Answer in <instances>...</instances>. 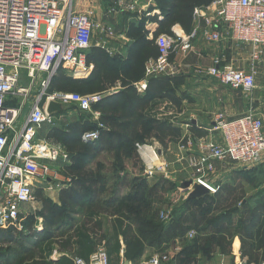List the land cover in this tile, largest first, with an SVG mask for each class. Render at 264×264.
Listing matches in <instances>:
<instances>
[{"label":"built area","instance_id":"obj_1","mask_svg":"<svg viewBox=\"0 0 264 264\" xmlns=\"http://www.w3.org/2000/svg\"><path fill=\"white\" fill-rule=\"evenodd\" d=\"M111 10L134 13L138 11V4L117 0ZM143 11L147 17L155 13ZM158 15L161 19L160 12ZM147 24L149 35L154 38L157 24L150 21ZM172 31L155 37L159 55L146 61L145 78L135 83L139 92L147 90L151 77L179 75L181 65L174 56L194 51L195 41L201 34L210 42H221L229 37L234 42L250 45L253 68L247 71L215 57L211 65L197 68L198 73L246 93L256 88L254 68L264 46V0H215L194 9L190 32L175 27ZM98 32L104 39L116 37L114 26L94 20L90 13L77 9L75 0H0V228L15 225L24 230L22 219L26 204L36 199L38 188L55 187L60 177V167L56 165L69 161V155L61 146L39 136L45 123L56 122V113L48 111L49 104L54 101L63 108L76 104L83 111L95 113L99 119L94 106L109 91L86 94L50 91L51 79L59 69L75 79L89 74L93 66L87 61L86 51L94 45ZM105 42L97 46L109 52ZM24 78L29 84H22ZM38 81L41 91L34 97L31 90ZM14 99L19 103L10 105ZM97 125V129L82 134L84 142L99 139V128L104 124L97 122ZM185 129L181 138L186 149L183 158L195 178L199 175L198 181L210 191L219 188L212 180L216 161L233 163L235 167H251L264 161V121L252 106L234 119H227L224 112L216 113L204 135L192 134L190 124H186ZM150 149L149 142L136 143L148 177L165 170L155 165L158 157L154 159ZM204 175L211 179L205 181ZM168 260V253H158L151 256L147 264H162ZM72 261L73 264H110L104 247L93 251L88 259L75 254Z\"/></svg>","mask_w":264,"mask_h":264},{"label":"rangeland","instance_id":"obj_2","mask_svg":"<svg viewBox=\"0 0 264 264\" xmlns=\"http://www.w3.org/2000/svg\"><path fill=\"white\" fill-rule=\"evenodd\" d=\"M79 4V9L90 13L92 17L95 16V19H97L99 14H102V10L106 11L108 7L115 6V0H79ZM128 16V13L121 12L117 19L121 21L123 19H127ZM226 40L232 41L229 37H226ZM236 44L242 45V43ZM227 59L230 60L229 57ZM251 64L252 63H250V65ZM185 69H188L187 71L189 73H193V71H189L188 67L182 68V70ZM63 72L65 75L69 76V72L64 70ZM22 84H29V80L24 78ZM100 87L101 85L96 83L86 86V90L82 91L79 89L80 86H72L71 88H74L72 90L86 94L104 92L99 91ZM40 91L41 86L38 81V83L33 86L31 95L35 97L40 93ZM256 93L262 101L260 112L264 118V67L260 69L258 74ZM9 104H14V102L11 101ZM71 107L70 109H72ZM161 107L154 106L152 108L147 105L145 109H142V112L150 117H160L161 115L162 118L169 117L168 115L177 117H181L182 115H180V112L178 113L176 109L175 111H168V107L170 106H163L164 108ZM95 108L97 109V105L96 107L94 106V110ZM100 110L104 112L106 111L107 116L105 117L111 121L110 124L105 122V128H116L118 131H126L128 134H132L130 129H125L124 127L118 125V121L120 120L125 122L132 119V117L127 116L126 109L107 108L106 110H103L101 108ZM100 110L99 108L97 109V111ZM168 112H173V114ZM101 113L99 117H102ZM112 117L117 119L116 123H114ZM45 125L49 126L48 123H45L43 128ZM185 130L186 129H183V131H181L182 136ZM192 134L195 133L192 132ZM141 135L144 137L148 136L146 133ZM56 139H58V144L61 146L62 150H64L70 158L72 157L71 155H77V152H80V149L88 147L87 144H84L81 141L67 143L64 135L58 136ZM144 139L145 141L143 142L150 143V150L154 159L155 156L158 157V160L154 162L155 165L157 164L158 167L161 166L165 169L159 170V175L148 177L145 174L143 160L137 156V151H135L136 142L124 145V141L117 142V139L114 141L110 140L108 142V146L103 151L95 153V155L88 160V163H80V165L74 170L64 169L63 164L67 163V161L56 165L60 167L59 173L60 175H63L64 178L66 177L65 179H67V177H71V179L74 182H78L81 187H83V184L81 183H84L86 189L84 187L80 188L78 184L76 186L74 182L73 185L77 189L80 188V192L86 191V193L91 194L92 197H97L99 199L98 203L86 206L87 203L84 204L82 202L84 195L82 196V199H80L77 191L70 193L71 195L69 196V199L71 201H67V195L62 191L60 195L62 201L58 202V204H53V201H51L50 198L51 195L49 194L51 192L44 194L43 192H40L41 188H38L35 192V198L37 199L26 204V214L22 219L24 230L29 232L25 235L22 230H19V235H12V237H10L6 242L0 243V264H73L72 256L75 254L81 255L78 251L76 252L77 245L87 248L93 247L94 251L99 247H104L108 252L111 264H122L125 254L123 252L122 255V249L125 250V248H128V255L135 256L137 245L133 246L132 244L134 242H142L143 239L139 233L141 230H147V228L139 225L138 223V219L141 215L146 217L151 216L153 222H162L168 225L171 222V212H173V210L178 207L182 201L188 198L189 193L194 188V183H200L197 178L199 175L195 178L193 170L186 159L183 158L186 149L183 147V142H181L182 139H180V141L173 142L169 149L164 148V146L156 138ZM111 142H113V144H121L110 147L112 144ZM72 162H74V160H72ZM161 167L159 169H162ZM235 168H229L228 166L226 168H222V163L219 165V169L218 167L216 168V173L213 178L222 177L220 182L224 181L221 183V187L219 186L218 189L210 191V195H215L219 190H221L220 188H222L223 185L230 184L235 188V190L231 193L229 198L235 200L236 197L237 201L234 205L239 208V214L241 212H249L250 215H256V213L264 210V203L261 200V193H264V165L255 168L252 166L241 167L238 165ZM225 173H227L228 176ZM161 174H164L165 176H161ZM126 178L128 185H121L122 181ZM161 179H164L170 184L165 182L162 184L160 183L158 187H155V183L158 181L161 182ZM203 179L206 181L211 179V177H206V175H204ZM187 180H192L193 183L188 189H184L182 184ZM143 181H145V184L139 186L141 182L143 183ZM223 194L225 197L227 196V192H224ZM112 199L114 200L111 201ZM217 199L218 201H221V206L214 209L211 213H208L210 217L211 215H217L224 208H226L225 206H227V204L225 205L222 203L224 199L221 200L219 197ZM209 201L210 200L207 202ZM124 203L127 204L126 207H124ZM128 205H132V211L128 209ZM214 206L215 204L212 205V207ZM68 209L75 212L74 219L64 217V214L66 215V213H68ZM122 209L126 210L128 216H131V220H127L123 216H120V214H122L120 212ZM85 210L87 214L102 211L108 215L104 214L106 219L103 221H95L94 218L89 220L88 217H84ZM78 212L80 213L77 216L76 214ZM109 215H117L118 218L115 221H111ZM125 217L127 218V216ZM260 218L261 221L259 225L255 227V230H250L251 227L247 225V229L251 231L249 233L253 236L243 238L244 245L243 243H240V248L243 250L244 256L248 261L244 264H261L264 260V216H261ZM78 221V228L74 232L68 234L69 226L73 222L77 223ZM110 222L113 223L112 226L108 225ZM187 225H189L188 221L185 223L184 227ZM102 226L106 227L103 229ZM128 229H130V231H128ZM234 229L235 228H233V230ZM101 231L105 232L102 233ZM86 233H89V235L94 237H87L86 241L83 242L81 240V243L78 235ZM235 233L236 232H234V234ZM155 236L156 234L151 237L155 238ZM181 241L183 240L181 239ZM173 242L174 238L170 236L167 242H159L152 246L146 245L142 253H148L146 254L147 257L145 256L146 260L158 253L161 254L166 252L170 254L172 250H170L168 246ZM251 243L254 247L251 252H249L248 248ZM230 247V245L226 246V248H229L226 251L228 254L226 257H228L229 260L232 258L230 255L232 247ZM113 252H115V255H113ZM246 252H248V254H245ZM196 254L198 253L196 252ZM140 255L137 257H140ZM52 256L53 258L61 257L62 261H60V263H53L50 261V257ZM222 260V255H220V253H216L209 259L202 256V258L193 261V263L223 264Z\"/></svg>","mask_w":264,"mask_h":264},{"label":"crops","instance_id":"obj_3","mask_svg":"<svg viewBox=\"0 0 264 264\" xmlns=\"http://www.w3.org/2000/svg\"><path fill=\"white\" fill-rule=\"evenodd\" d=\"M116 1L117 0H115V2ZM131 1L137 2L138 4L137 12L133 13L131 11H117V10L113 11L111 10V8L113 7H108L106 11L102 10L101 12L102 14L101 15L99 14V17H97V19H95V16H93L94 20L101 21V22H107L111 24L112 26H114L115 31H116V37L114 39H106V38L104 39L102 34L98 32L96 35V38L94 39V45L86 51L87 61L89 60V58L92 57V55H94V53L97 54V51H100L99 54H102L103 56H105L104 63L108 62V63L116 64L115 68H116V73L118 75V78L114 82H111L110 80L101 81V87L99 88V91H107V92L109 91L108 95H113L119 92L121 94L123 93L122 96L125 98L124 102L130 93H134L139 97H144L146 94V91L139 92L137 88L135 87L136 82L141 81L145 78V62L144 61H143L144 63H143L140 75L134 78H129L128 80L132 82V85L134 87L133 91H130L128 89L129 86L122 85L124 84L122 77L125 75L127 66L131 63L130 61L131 55L136 51L135 43H136L137 36L136 38L131 37L128 34V31L133 23H140L143 17V12H144L143 10L149 11V7L151 5L156 6V0H131ZM75 6L77 9H79V6H80L79 0H75ZM79 10L84 11L82 9H79ZM153 11H155L154 14H158V12H160V9L155 8ZM121 12L128 13L129 15L128 18L119 21L117 18L118 16H120ZM150 22L156 24L155 22H152V21ZM173 27H175L176 29H182L179 24H176ZM144 29L148 31L147 34L145 33L146 40H151L152 38L149 35L150 30H149L147 22H145ZM104 40L106 41L105 42L106 47L110 48L109 52L107 51L106 48L97 46V43L102 42ZM236 43L237 42L228 41L226 39L221 42H210L206 39V37L203 34H201L198 37V39H196L195 41L194 51L190 52L187 55L178 53L177 55L174 56L175 61L181 65V70L182 68L188 67L189 71H193V73H189L187 71L188 69L182 70L181 73L179 74L180 83L173 85V89H174L173 91L174 93L172 92L173 97L171 99L163 98V97H154V98L151 97L149 98L148 103L143 109H145L147 105L151 106L152 108L154 106L161 107L162 105L164 107L170 106L168 107V111H175L176 109L178 113L180 112L179 113L180 115L182 114L181 117H177L173 115L172 116L168 115L169 117H164V118H162L161 115L160 117L159 116H156V117L152 116V117L156 119H161V120H164V119L168 120L175 127L180 128L181 131H183V129L186 128V124H190L191 131L198 136L208 133V129L209 127H211L213 123L214 115L218 112H224L227 119H234L236 117L243 115L248 110V108L252 106L256 114H258L264 121L263 115L260 112V106L262 104V101L257 96L256 88L253 89L252 92L246 93L244 90L240 88L224 86L220 82H218L215 78L207 74H200L196 70L199 67L205 68L211 65L215 57H221L223 63H231L235 65L236 67L246 69L247 71L252 70L253 65L252 64L250 65V63L253 62L252 47L248 44L239 45ZM261 49H262L261 55L259 59L257 60L256 67L254 68L257 84H258L259 71L262 67H264V46H262ZM228 57L230 58V60L227 59ZM88 63L93 66L89 74L84 78H80L76 80L86 81V80L91 79L95 65L93 62L88 61ZM105 67L109 69L108 64H106V66H103V68ZM110 69H112V67H110ZM12 102H14V104H17L18 100L14 99L12 100ZM163 106L161 108H164ZM70 107L72 109H70ZM97 109L95 108L94 111L98 112L100 115L102 111L100 109L99 110L101 112L97 111ZM55 113L57 117L56 122L53 124H48L49 126L45 125L44 128L42 127V129L39 132V136L40 138L42 139L45 138L57 145H59L58 144L59 141L54 138V135L59 133L60 130H64L65 132L68 131L69 124L77 122V121L82 124L85 122L91 123L94 121L95 123H97L101 121V117L98 116L100 120L97 119V117H95V113L91 111H83L76 104L67 105L63 108L61 112H55ZM168 113L173 114V112H168ZM101 116H102V113H101ZM172 143L169 145V147L172 145ZM72 160H73V157L69 158V161L63 164L64 169L74 170L76 167L80 165L76 161L72 162ZM58 164H61V162H59ZM220 164H221L220 161H216V166L218 167V169H219ZM262 165H264V161L252 167L255 168L258 166H262ZM227 166L229 168H235L233 163H223L222 162V168L223 167L226 168ZM225 174L227 175V173ZM65 178L63 177V175H60L58 181H56L57 185H55V187L49 190L41 189L40 192H43L44 194H48L49 192H51L49 194L51 195L50 198H51V201H53L52 203L58 204V202L62 201V198L60 197V195L63 191L67 195V199H68L67 201H69L70 200L69 196L71 195L70 189H72V186H73L72 183L74 181L71 179V177L70 178L67 177V179ZM221 178L222 177L213 178L212 179L213 184L215 183L214 185L216 186L219 185L221 187V183H223L224 181L223 180L222 182H220ZM83 195L84 197H83L82 202L84 204L87 203L86 206L97 204L99 201L97 197H94L91 200H89L87 197L88 194L86 193V191H84V193H82L81 196ZM80 199H82V197ZM25 210H26V207H25ZM69 211L70 209H68V213H66V215L64 214V217H67V218L70 217L71 219H74L75 212L74 211L69 212ZM84 212H85L84 217H88L89 220H91L92 218H94L95 221H98V220L103 221L106 219L105 218L106 216H104L105 213H103L102 211H99L98 213H94V214H90V213L87 214L86 210ZM79 213L80 212H78L76 215L78 216ZM105 215H108V214H105ZM109 218H111V221L112 220L115 221L117 220L118 216L109 215ZM79 221L77 223L73 222L69 226L68 234L74 232L78 228ZM108 225L112 226L113 223L110 222V224L108 223ZM106 226L104 227L102 226L103 229ZM18 231L19 229L15 225H9L6 228H0V243H4L7 241L6 239L4 240V237H6V233L17 235ZM105 231H101V232L103 233ZM191 233L193 235H191ZM209 234L210 233H208V235ZM201 235L204 236L205 233L200 234V232L197 231L196 229H191L187 231L185 235L180 236V238L178 237L174 238V242L168 246L169 249L172 250V252L168 254L169 260L164 261L162 264H169V263L171 264H196V262L193 263V261L202 258V256L206 259H209L213 257L216 253H220V255H222L223 264H244L248 262L247 258H245L244 256L243 250L240 248V243H243V242L241 240L240 235L237 232L233 234L232 236H229V234L226 235L228 238L227 240L229 241L228 245L232 247V251L230 254L232 258L230 260L228 257H226V255H228L226 251L229 248L225 247L224 249L221 245H218V244L212 245L211 247L206 246L205 248L202 244H200ZM86 237L93 238L94 236L89 235V233L88 234L86 233V235L84 234L78 235L80 242L81 240L85 242ZM181 239L183 241H181ZM188 244L192 246L191 247L192 249L186 248ZM77 251L81 254L82 257H84L85 259H88L91 253L94 251V248L93 247L92 248L80 247L77 245L76 252ZM123 252L125 254H124V259L122 260V264H147L146 254L148 253H145V254L142 253L140 257H137L134 255L129 256L128 248L127 249L125 248V250L122 249V252H121L122 255H123ZM196 252L198 254H196ZM245 254H248V252H246ZM113 255H115V252H113ZM60 259L61 257H58V258H53V256L50 257V261L53 263H60V261H62V259L61 260Z\"/></svg>","mask_w":264,"mask_h":264},{"label":"trees","instance_id":"obj_4","mask_svg":"<svg viewBox=\"0 0 264 264\" xmlns=\"http://www.w3.org/2000/svg\"><path fill=\"white\" fill-rule=\"evenodd\" d=\"M214 1L215 0H156V6L151 5L149 7V11H153L155 8L160 9L162 18L160 19L158 14H154L149 17L143 15L140 23H133L128 31V34L131 37L136 38L137 36L135 43L136 51L131 55V63L129 64L130 66H127L125 75L122 77V80L124 82V84L122 85L129 86L128 89L130 91H133L134 87L132 85V82L128 81L129 78H134L140 75L143 63H146V61H148L150 58H156L159 55V48L155 42V37L157 35L161 33H173L172 27L176 24H179L185 32H190L193 26L194 9L198 6L209 5ZM147 21H152L157 24V28L154 30L155 36L151 40H146L145 37V33L147 34L148 31L144 29V25ZM99 53L100 51H97V54L94 53V55H92V57L88 60L89 62H93L95 65L90 80H76L68 75H65L63 69H59L51 79L50 91L58 90L77 92L75 90H72L74 88L71 87L80 86L79 89H81L82 91L86 90V86L92 84L99 83L101 85V81L110 80L111 82H114L118 78L115 68L116 64L108 62L104 63L105 56ZM106 64L109 65V69L106 67L103 68V66H106ZM110 67H112V69H110ZM179 83V75L173 77L154 76L151 77L148 81V88L144 97H139L134 93H130L124 102L125 98L122 96L123 93L121 94L119 92L113 95H106L98 104H96L97 108H102L103 110H106L107 108L126 109L127 116L132 117V119L125 122L120 120L118 121V125L124 127L125 129H130L132 134H128L126 133V131H118L116 130V128H105V122L110 124L111 121H109L108 118L105 117L107 116L106 111H102L101 122L104 124V127L99 128V139L90 142H84L82 140V134L84 132L98 128L97 123H95L94 121L91 123L85 122L83 124L78 121L71 123L68 126V131L65 132L64 130H60L59 133L54 135V138L56 139L58 138V136L64 135L67 143L81 141L82 143L88 145V147L80 149V152H77V155H72L74 162L81 161L78 162V164L86 163L95 155V153L104 150L108 146V142L110 140L114 141L115 139H117V142L124 141V145H128L132 144L133 142L143 143V141H145L144 138H156L160 141L164 148L168 149L169 145L172 142L180 141L182 137L180 128L175 127L168 120L156 119L152 116L150 117L143 113L142 109L146 106L149 98L151 97H163L171 99L173 97L172 92L174 91L173 85ZM112 119L114 123L117 122V119H114L113 117ZM143 133L148 134V136H142L141 134ZM111 143L112 144L110 145V147L121 144H113V142ZM136 154L137 156H139L138 153ZM127 182L128 181L126 178L122 181L121 184H124V186H126L128 185ZM165 182L167 181L161 179V182L158 181L157 183H155V187H158L160 183L162 184ZM74 183H76V186L78 184L80 188L84 187L86 189L84 183H81L83 184V187H81L78 182ZM143 184H145V181H143V183L141 182L139 186H142ZM80 188H78V190L73 185L72 189H70V193L77 191L79 197L81 198V195L84 192L81 193ZM220 189L221 190H219L215 195L208 194L199 198H191L182 201L181 204L176 207L173 212H171V222L168 225L162 222H153L151 216L146 217L141 215V217L138 219V223L139 225L147 228V230H141L140 233L138 232L143 239L142 242L137 239L139 243L134 242L132 244L133 246L137 245L135 256H139L144 251L146 245L152 246L159 242H167L170 236H172V238L180 237L185 235L186 232L191 229H196L200 232V234L205 233L204 236L201 235L200 237V244H202L205 248L206 246L211 247L212 245L218 244L225 249L229 242L226 235L229 234V236H232L234 232H237L240 235L244 245L243 238H249L253 236L249 232H251V229L255 230V227L259 225L261 221L260 217L264 216V210L256 213V215H250L249 212H241L239 214V208L234 205V203L237 201L236 197L235 200L229 198L235 188L230 184H226L223 185ZM224 192H227L226 197L223 194ZM87 197L89 200L94 198L91 196V194H88ZM218 197L221 198V200L224 199L222 203H224L225 205L227 204V206H225L226 208H224L217 215H211L210 217L208 213H211L212 211H214V209H217L221 206V201H218ZM113 200L114 199H112L111 201ZM208 200L210 201L207 202ZM261 200L264 203V193H261ZM213 204H215L214 207H212ZM124 205V207H126L127 204L124 203ZM128 209L132 211V205H128ZM120 212L122 213L120 214V216H123L127 220H131V216H128L126 210L122 209V211ZM125 216H127V218ZM187 221L189 225L184 227ZM247 225L251 227L250 230L247 229ZM233 228L235 229L233 230ZM22 231L25 233V235L29 232L25 230ZM128 231H130V229H128ZM208 233L210 234L208 235ZM154 234H156L155 238L151 237ZM10 237H12V234L6 233V237H4V240H9ZM252 243L251 245H249V252H251V250L253 249ZM191 247L192 246L190 244L186 246V248L188 249H192Z\"/></svg>","mask_w":264,"mask_h":264},{"label":"water","instance_id":"obj_5","mask_svg":"<svg viewBox=\"0 0 264 264\" xmlns=\"http://www.w3.org/2000/svg\"><path fill=\"white\" fill-rule=\"evenodd\" d=\"M63 110V107L57 103V102H51L49 104V107H48V111L50 113H55V112H61ZM192 180H187L185 181L183 184H182V187L184 189H188L189 186L192 184ZM210 194V189L205 186L204 184L202 183H194V188L193 190L189 193L188 195V198L187 199H191V198H199L201 196H204V195H208Z\"/></svg>","mask_w":264,"mask_h":264}]
</instances>
